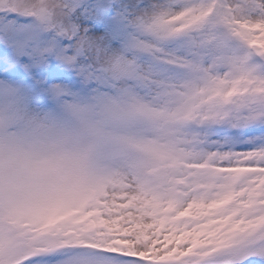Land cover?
<instances>
[{
    "label": "snow or ice",
    "instance_id": "obj_1",
    "mask_svg": "<svg viewBox=\"0 0 264 264\" xmlns=\"http://www.w3.org/2000/svg\"><path fill=\"white\" fill-rule=\"evenodd\" d=\"M0 264H264V0H0Z\"/></svg>",
    "mask_w": 264,
    "mask_h": 264
}]
</instances>
